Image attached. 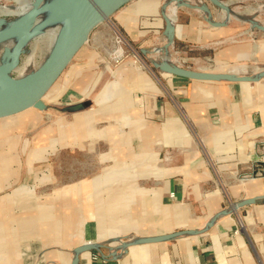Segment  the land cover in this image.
I'll return each mask as SVG.
<instances>
[{
	"label": "crops",
	"instance_id": "obj_1",
	"mask_svg": "<svg viewBox=\"0 0 264 264\" xmlns=\"http://www.w3.org/2000/svg\"><path fill=\"white\" fill-rule=\"evenodd\" d=\"M165 4L127 0L92 30L51 123L0 118V264H264V83L108 57L109 22L143 55L167 48ZM220 34L178 16L173 39L208 55ZM61 152L62 176L46 172Z\"/></svg>",
	"mask_w": 264,
	"mask_h": 264
},
{
	"label": "rangeland",
	"instance_id": "obj_2",
	"mask_svg": "<svg viewBox=\"0 0 264 264\" xmlns=\"http://www.w3.org/2000/svg\"><path fill=\"white\" fill-rule=\"evenodd\" d=\"M222 1L227 4V9L209 0H166L163 7L165 15H168L170 8L180 2L176 19L178 16L194 17L205 27L215 26L221 34L212 44L211 54L190 50L192 47L189 45L178 48L173 39L162 51L151 49V53L143 55L120 27L109 22L108 57L115 63L130 57L143 64L154 76L164 71L156 64L168 58L179 67L209 68L218 74L249 76L264 83V0ZM73 3L74 0H0V7L14 11L0 13V66L5 61H14L15 67L8 72L11 78L24 79L46 61L73 15ZM231 46L243 48L244 54L235 61L218 62L214 59L212 52ZM119 48L121 51L118 53ZM57 81L42 97L44 110L34 108L43 115L41 122L45 124L56 119L60 115L56 110L63 107L61 99L53 98ZM6 94L7 91L0 87V96ZM31 135L29 132L24 137L30 138ZM63 157L61 152L45 171L62 176Z\"/></svg>",
	"mask_w": 264,
	"mask_h": 264
},
{
	"label": "water",
	"instance_id": "obj_3",
	"mask_svg": "<svg viewBox=\"0 0 264 264\" xmlns=\"http://www.w3.org/2000/svg\"><path fill=\"white\" fill-rule=\"evenodd\" d=\"M127 0H85V10L79 14L74 12L68 25L63 30L59 40L46 61L32 74L24 79H14L13 82L21 80V84L7 97H0V118L20 113L32 107L45 108L42 97L59 78L75 54L88 39L92 30L99 25L115 9ZM212 4L227 9V4L222 0H209ZM168 23V19H167ZM218 25V23H214ZM173 40V38L171 39ZM165 61L157 63L160 69L189 78H219L225 77L232 80H257L249 76L234 77L224 74H206L194 69L179 67V71H171L167 68ZM15 67L13 60L5 61L0 68L7 73ZM8 91V90H7ZM255 176V173L252 174ZM248 199L239 205L252 202Z\"/></svg>",
	"mask_w": 264,
	"mask_h": 264
},
{
	"label": "bare ground",
	"instance_id": "obj_4",
	"mask_svg": "<svg viewBox=\"0 0 264 264\" xmlns=\"http://www.w3.org/2000/svg\"><path fill=\"white\" fill-rule=\"evenodd\" d=\"M180 4H182V3L178 2L176 5L172 6L170 8L169 12H168V15H167V19H168L167 35H168V38H169L170 41H171V39L174 36V24H175V20H176V9H177V6L180 5ZM78 10L80 12L79 14H81L82 12H84V10H85V0H74L72 12L74 13V12H76ZM6 12H14V11H11V10L9 11V10L5 9V7L4 8L3 7H0V13H3L4 14ZM165 57H167V56H165ZM15 58H17V57H15ZM164 61H165L164 63L167 65L166 67L169 68L171 71H179L178 67L177 66H173L171 64L172 61H170L168 58H165ZM20 84H21V80H18L16 82H13V80L9 77L8 73L5 70H3L2 68H0V87L2 89L6 90V91L8 90L7 91V94L4 95V96H2V97H7V96L11 95L12 92Z\"/></svg>",
	"mask_w": 264,
	"mask_h": 264
},
{
	"label": "built area",
	"instance_id": "obj_5",
	"mask_svg": "<svg viewBox=\"0 0 264 264\" xmlns=\"http://www.w3.org/2000/svg\"><path fill=\"white\" fill-rule=\"evenodd\" d=\"M119 42H120V40H119ZM121 51V48H119L118 50H117V52L119 53ZM179 65H182L181 63H179ZM183 66V65H182ZM183 67H185V66H183ZM185 68H189V69H192L190 66H186ZM101 253V249H100V247H97V255H99Z\"/></svg>",
	"mask_w": 264,
	"mask_h": 264
}]
</instances>
